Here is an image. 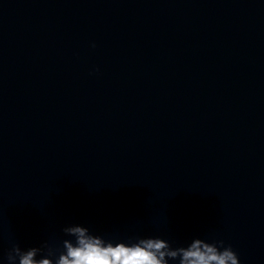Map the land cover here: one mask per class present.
<instances>
[{"label":"water","instance_id":"1","mask_svg":"<svg viewBox=\"0 0 264 264\" xmlns=\"http://www.w3.org/2000/svg\"><path fill=\"white\" fill-rule=\"evenodd\" d=\"M69 225L264 264V0H0V257Z\"/></svg>","mask_w":264,"mask_h":264},{"label":"clouds","instance_id":"2","mask_svg":"<svg viewBox=\"0 0 264 264\" xmlns=\"http://www.w3.org/2000/svg\"><path fill=\"white\" fill-rule=\"evenodd\" d=\"M62 231L69 238L60 244L45 241L40 247L24 250L12 243L0 259L6 264H241L237 252L222 239L195 238L187 247L173 248L159 237L113 243L81 225H69Z\"/></svg>","mask_w":264,"mask_h":264}]
</instances>
